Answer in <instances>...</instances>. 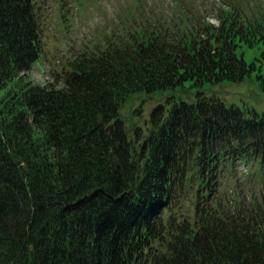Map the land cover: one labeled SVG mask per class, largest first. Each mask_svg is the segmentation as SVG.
Masks as SVG:
<instances>
[{
  "label": "trees",
  "instance_id": "16d2710c",
  "mask_svg": "<svg viewBox=\"0 0 264 264\" xmlns=\"http://www.w3.org/2000/svg\"><path fill=\"white\" fill-rule=\"evenodd\" d=\"M53 1L0 0V264H264V115L202 92L142 125L121 114L140 93L244 81L238 51L264 43V19L225 4L215 25L199 0L161 19L140 1L104 48L34 84Z\"/></svg>",
  "mask_w": 264,
  "mask_h": 264
},
{
  "label": "rangeland",
  "instance_id": "374dc122",
  "mask_svg": "<svg viewBox=\"0 0 264 264\" xmlns=\"http://www.w3.org/2000/svg\"><path fill=\"white\" fill-rule=\"evenodd\" d=\"M140 1L148 4L149 15L157 18H172L175 0H72L67 3L53 1L41 9V48L42 53L33 69L26 75L27 81L34 84L55 83L68 71L73 58L84 52H92L97 47H105L111 37H117L125 21L134 19V13ZM198 9L201 18H207L218 25L216 16L225 9V4L236 5L247 19H264V0H199ZM174 13V12H173ZM166 18V19H167ZM250 66L256 69L244 81L206 84L202 88L186 83L175 91H163L154 94L134 95L123 106L122 117L128 127L142 125L149 118L150 112L159 104H166L168 99L177 102H194L202 92L207 97L216 96L227 106L255 111L264 115V90L257 81L260 61L263 59L264 43L250 47L242 44L238 51ZM61 86V85H60ZM59 86V87H60ZM1 97V96H0ZM174 100V101H175ZM172 104V103H171ZM141 110L135 115V112Z\"/></svg>",
  "mask_w": 264,
  "mask_h": 264
}]
</instances>
